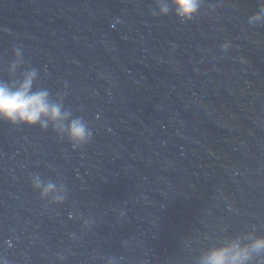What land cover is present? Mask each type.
Wrapping results in <instances>:
<instances>
[{"label":"water","instance_id":"water-1","mask_svg":"<svg viewBox=\"0 0 264 264\" xmlns=\"http://www.w3.org/2000/svg\"><path fill=\"white\" fill-rule=\"evenodd\" d=\"M157 2L0 0V81L35 69L33 90L93 132L73 149L51 126L0 121L7 264H198L264 235L260 0H202L187 22L153 16ZM33 174L65 201L42 200Z\"/></svg>","mask_w":264,"mask_h":264},{"label":"clouds","instance_id":"clouds-1","mask_svg":"<svg viewBox=\"0 0 264 264\" xmlns=\"http://www.w3.org/2000/svg\"><path fill=\"white\" fill-rule=\"evenodd\" d=\"M201 3L202 0H158L152 15L167 16L172 11L179 20L187 22L201 9ZM261 22H264V0H260L259 11L249 17L250 24ZM230 45L231 41H226L221 47L227 50ZM13 55L19 58L20 49H14ZM16 66L14 63L12 68ZM36 78L37 71L33 69L11 83L0 81V121L13 126L38 125L41 130L51 126L57 136L67 139L73 149L87 145L93 137L88 124L81 117L73 118L71 112L64 110L62 103L50 100L47 89L33 90ZM31 187L50 204H61L67 196L62 185L45 182L39 174L32 175ZM83 223L87 226L90 222L84 220ZM253 254H264V235L253 236L248 242L237 236L213 246L199 257L198 264H250ZM0 264L7 262L0 257ZM108 264H114V261L109 260ZM259 264H264V258L260 259Z\"/></svg>","mask_w":264,"mask_h":264}]
</instances>
